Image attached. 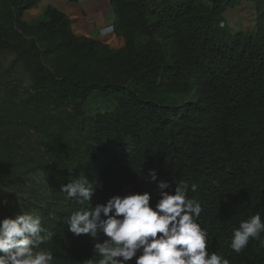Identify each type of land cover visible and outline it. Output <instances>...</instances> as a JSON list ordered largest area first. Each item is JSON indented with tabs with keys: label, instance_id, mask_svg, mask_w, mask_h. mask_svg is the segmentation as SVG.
Returning <instances> with one entry per match:
<instances>
[{
	"label": "trees",
	"instance_id": "trees-1",
	"mask_svg": "<svg viewBox=\"0 0 264 264\" xmlns=\"http://www.w3.org/2000/svg\"><path fill=\"white\" fill-rule=\"evenodd\" d=\"M41 1L0 0V63L11 57L13 87L0 98V220L39 215L54 233L41 245L53 264H87L104 237L68 231L65 218L89 205L61 186L83 176L92 206L144 191L154 204L155 169L170 193L181 180L197 185L187 196L204 209L196 222L210 253L264 264L259 240L230 247L241 222L264 220V0H243L256 29L236 33L223 15L242 0H109L118 49L76 36L52 6L24 21Z\"/></svg>",
	"mask_w": 264,
	"mask_h": 264
},
{
	"label": "clouds",
	"instance_id": "clouds-1",
	"mask_svg": "<svg viewBox=\"0 0 264 264\" xmlns=\"http://www.w3.org/2000/svg\"><path fill=\"white\" fill-rule=\"evenodd\" d=\"M113 30L103 26L99 34ZM148 180L156 183L159 193L154 204L152 193L144 191L115 195L92 206L95 187L83 176L61 186L77 204L89 205L65 218L68 231L91 240L104 237L92 246L94 255L87 264H229L208 251V233L196 222L204 209L187 193L196 192L197 185L181 180L170 193L166 191L170 183L157 180L155 169L148 171ZM262 233L264 220L257 212L233 232L230 247L239 254L250 239L264 247ZM53 235L36 214L24 212L0 220V264H53L52 252L41 248Z\"/></svg>",
	"mask_w": 264,
	"mask_h": 264
},
{
	"label": "crops",
	"instance_id": "crops-1",
	"mask_svg": "<svg viewBox=\"0 0 264 264\" xmlns=\"http://www.w3.org/2000/svg\"><path fill=\"white\" fill-rule=\"evenodd\" d=\"M47 6H52L64 13L70 20L72 32L78 37H85L104 43L106 40L110 48H121L123 40H116L111 35L101 36L100 29L103 26L114 23V15L109 0H42ZM41 2L36 8L27 10L23 14L26 22L34 21L41 17ZM44 6V5H43ZM103 40V41H102ZM113 48V49H118Z\"/></svg>",
	"mask_w": 264,
	"mask_h": 264
},
{
	"label": "rangeland",
	"instance_id": "rangeland-1",
	"mask_svg": "<svg viewBox=\"0 0 264 264\" xmlns=\"http://www.w3.org/2000/svg\"><path fill=\"white\" fill-rule=\"evenodd\" d=\"M41 2H43L41 8L42 10H44L47 7V5H45L46 3L44 1ZM255 14L256 13L252 5V2L242 0L239 6H236L233 9H228L224 13L223 15L224 24L229 28V30L232 33L254 31L256 29ZM109 35H111L116 40H121V38L117 37L113 32L109 33ZM103 42L107 43L106 40H104ZM113 48H118V47L114 46ZM10 60L11 57H7L6 59H4V61L0 63V98L12 96L11 95L13 88L11 84L12 80L10 77H7L5 72L6 68L9 66ZM14 77L19 79L22 85L25 86L27 84V78L20 73L19 69L17 74L14 75ZM1 200L2 199L0 198V201Z\"/></svg>",
	"mask_w": 264,
	"mask_h": 264
}]
</instances>
